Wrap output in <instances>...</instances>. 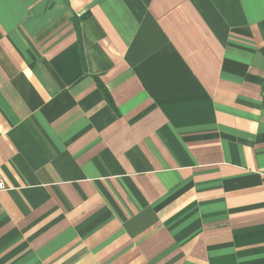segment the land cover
I'll return each instance as SVG.
<instances>
[{
    "label": "crops",
    "instance_id": "0c3cea01",
    "mask_svg": "<svg viewBox=\"0 0 264 264\" xmlns=\"http://www.w3.org/2000/svg\"><path fill=\"white\" fill-rule=\"evenodd\" d=\"M0 264H264V0H0Z\"/></svg>",
    "mask_w": 264,
    "mask_h": 264
},
{
    "label": "built area",
    "instance_id": "2783aa9c",
    "mask_svg": "<svg viewBox=\"0 0 264 264\" xmlns=\"http://www.w3.org/2000/svg\"><path fill=\"white\" fill-rule=\"evenodd\" d=\"M6 188V184L5 182L3 181V179L0 177V190H3Z\"/></svg>",
    "mask_w": 264,
    "mask_h": 264
}]
</instances>
